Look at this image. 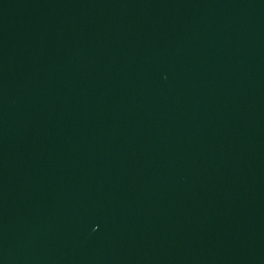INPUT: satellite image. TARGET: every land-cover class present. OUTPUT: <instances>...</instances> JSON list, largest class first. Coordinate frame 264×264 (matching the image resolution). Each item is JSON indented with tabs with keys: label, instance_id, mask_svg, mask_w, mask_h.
Segmentation results:
<instances>
[{
	"label": "water",
	"instance_id": "water-1",
	"mask_svg": "<svg viewBox=\"0 0 264 264\" xmlns=\"http://www.w3.org/2000/svg\"><path fill=\"white\" fill-rule=\"evenodd\" d=\"M0 264H264V0H0Z\"/></svg>",
	"mask_w": 264,
	"mask_h": 264
}]
</instances>
